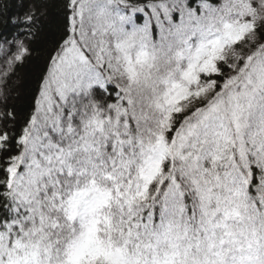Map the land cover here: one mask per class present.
I'll return each mask as SVG.
<instances>
[{
    "label": "snow or ice",
    "instance_id": "1",
    "mask_svg": "<svg viewBox=\"0 0 264 264\" xmlns=\"http://www.w3.org/2000/svg\"><path fill=\"white\" fill-rule=\"evenodd\" d=\"M18 9L0 6V264H264V0Z\"/></svg>",
    "mask_w": 264,
    "mask_h": 264
},
{
    "label": "trees",
    "instance_id": "2",
    "mask_svg": "<svg viewBox=\"0 0 264 264\" xmlns=\"http://www.w3.org/2000/svg\"><path fill=\"white\" fill-rule=\"evenodd\" d=\"M15 2L17 5H19L20 3L24 4V9L27 8V4H28V0H0V6L4 5L5 3H13ZM24 9H18L19 11H23ZM42 44L43 41L41 39H38L35 44H34V48L37 52H39L42 48ZM25 74H27L30 69L29 68H25L22 70Z\"/></svg>",
    "mask_w": 264,
    "mask_h": 264
}]
</instances>
